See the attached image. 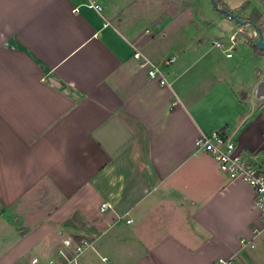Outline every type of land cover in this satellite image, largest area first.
<instances>
[{"label":"crops","instance_id":"1","mask_svg":"<svg viewBox=\"0 0 264 264\" xmlns=\"http://www.w3.org/2000/svg\"><path fill=\"white\" fill-rule=\"evenodd\" d=\"M95 1L0 0V264H264L254 190L195 145L222 129L264 165V53L216 47V8Z\"/></svg>","mask_w":264,"mask_h":264},{"label":"built area","instance_id":"2","mask_svg":"<svg viewBox=\"0 0 264 264\" xmlns=\"http://www.w3.org/2000/svg\"><path fill=\"white\" fill-rule=\"evenodd\" d=\"M86 5L97 11H102L103 6L95 0H88ZM73 11H78V7ZM236 34H231L227 43L214 40L213 44L227 52V56L232 55L235 47ZM135 58L141 60V65L148 68V75L151 79L159 80L161 84H168L164 69L151 63L139 50H135ZM175 58H170L169 62H174ZM198 150L208 153L218 164L219 169L231 179H241L245 181L255 192V204L258 207L262 223L264 226V165L261 164L257 155L245 153L237 141L222 129L214 130L211 134H203L195 140ZM106 204H104L105 206ZM72 240L66 239L65 244L70 245ZM77 252H83L91 246L89 240L81 239L74 243ZM62 255H65L61 252ZM225 260L220 259L214 264H225Z\"/></svg>","mask_w":264,"mask_h":264},{"label":"rangeland","instance_id":"3","mask_svg":"<svg viewBox=\"0 0 264 264\" xmlns=\"http://www.w3.org/2000/svg\"><path fill=\"white\" fill-rule=\"evenodd\" d=\"M158 2H159V0H158ZM158 2L156 3V5L160 6L161 9L160 10L156 9L157 14L152 15L155 18V20L153 22L154 24L157 22H160V21L162 22L164 20V18L167 17L169 14L175 15V14L181 12L183 9H185L186 7H188L189 5H191L193 3H194V6H196V7L197 6L203 7L205 10L204 12H206V13H207V9L208 10L210 9L211 12H214L212 9V8H214V6H213L211 0H160V3H158ZM210 2H211V5H210ZM150 9L153 10V8H150ZM242 15H244V14H242ZM209 17L213 18L212 15H209ZM232 24L233 25H227V24L226 25L225 24L220 25L219 28L217 29L216 33L218 34V36H221V40H226V41L229 40V36L234 33L237 35V41H236L237 45L239 47H241L242 45L245 46V44H246L245 37L240 32L243 31V32H247L248 35H251V34L253 35L252 28L246 27L247 29H240L238 31V28L241 26V24H239L235 21ZM253 36H255V35H253ZM257 36L258 35L256 34L255 37H257ZM232 53H235V51H232ZM227 60L234 61L235 57L227 59Z\"/></svg>","mask_w":264,"mask_h":264},{"label":"trees","instance_id":"4","mask_svg":"<svg viewBox=\"0 0 264 264\" xmlns=\"http://www.w3.org/2000/svg\"><path fill=\"white\" fill-rule=\"evenodd\" d=\"M220 8L226 9L228 12L234 14L241 20L247 21V24L250 25L252 28H254L258 32V36L255 37L253 35H248L247 32H240L244 35L245 40L247 44H249L252 48L255 49L256 52L264 53V50H262L258 45V38L259 34L262 35V39L264 42V12H261L257 8H253L250 14L242 15L239 11H231L223 2V0H215ZM264 4V0H260ZM250 2H246L241 6V10H245L249 7ZM222 12V11H221ZM226 16H228V13L222 12Z\"/></svg>","mask_w":264,"mask_h":264},{"label":"water","instance_id":"5","mask_svg":"<svg viewBox=\"0 0 264 264\" xmlns=\"http://www.w3.org/2000/svg\"><path fill=\"white\" fill-rule=\"evenodd\" d=\"M211 2L213 4L214 8L219 9L222 12L228 13V16L231 19L235 20V22H237L239 24H243V25L247 24V21H245V20L243 21V20L239 19L237 16H235L234 14L228 12L226 9L220 8L219 5L217 4V2L215 0H211ZM257 34H258V32H257ZM258 45H259V47L262 50H264V42H263V39H262V35L261 34H259Z\"/></svg>","mask_w":264,"mask_h":264}]
</instances>
